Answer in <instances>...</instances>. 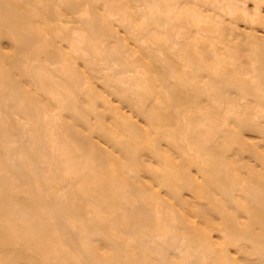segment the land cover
I'll return each instance as SVG.
<instances>
[{
  "label": "bare ground",
  "instance_id": "6f19581e",
  "mask_svg": "<svg viewBox=\"0 0 264 264\" xmlns=\"http://www.w3.org/2000/svg\"><path fill=\"white\" fill-rule=\"evenodd\" d=\"M263 5L0 0V264H264Z\"/></svg>",
  "mask_w": 264,
  "mask_h": 264
},
{
  "label": "rangeland",
  "instance_id": "374dc122",
  "mask_svg": "<svg viewBox=\"0 0 264 264\" xmlns=\"http://www.w3.org/2000/svg\"><path fill=\"white\" fill-rule=\"evenodd\" d=\"M263 6H264V5H263ZM262 9H263V13H264V8L262 7ZM240 26H242L241 29H242V31H243V30L245 29V28H243V27H244L243 24H242V25L240 24ZM259 32L262 33L261 31H259ZM99 87H101V86L99 85ZM125 111H127V110H125ZM127 112H128V111H127Z\"/></svg>",
  "mask_w": 264,
  "mask_h": 264
}]
</instances>
